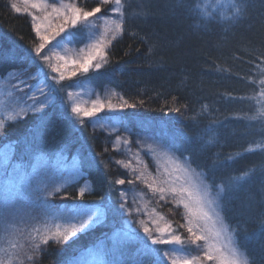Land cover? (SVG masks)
<instances>
[{
    "label": "trees",
    "instance_id": "1",
    "mask_svg": "<svg viewBox=\"0 0 264 264\" xmlns=\"http://www.w3.org/2000/svg\"><path fill=\"white\" fill-rule=\"evenodd\" d=\"M77 2L86 10L99 6L93 0ZM243 3L244 12L234 21L220 20L216 14L215 20L197 24L181 0H126V24L107 50L109 62L81 77L94 89H109L133 105L122 114L126 127L173 152L185 153L187 149L196 165L210 169L208 178L213 183L255 169L240 190L229 194L225 211L230 225L241 224L236 236L253 264H264V230L252 222L264 214V152L245 151L264 142V122L233 118L253 115L258 107L254 100L239 98L253 95L256 85L249 81L261 78L255 66L264 61V0ZM35 41L30 19L15 13L7 0H0V76L20 68L32 71L25 51ZM62 104L66 105L57 98L38 116L28 114L7 123L1 142L12 147V164L16 166L42 155L78 161L91 191L81 197L79 185H73L55 195L54 203L57 207L67 202L74 206L78 201L106 207L110 201L109 221L89 227L67 243L50 242L51 246L40 250L38 264H86L90 253L102 263L116 264L121 258V264H155V257L139 251L142 246L136 237L146 240L144 237L131 233L111 236L109 230L118 228L112 221L120 214L112 210H119L115 193L124 187L115 181L125 173L109 160L115 162L118 156L108 137L91 129L87 121L71 120ZM205 105L206 112L202 111ZM176 108L180 111H173ZM210 130L220 143L199 152V137L207 139ZM230 154L239 157L226 160ZM217 155L224 166L211 170ZM69 195L75 199H68ZM160 211L178 228V211L163 207ZM164 264L169 263L164 259Z\"/></svg>",
    "mask_w": 264,
    "mask_h": 264
},
{
    "label": "snow or ice",
    "instance_id": "2",
    "mask_svg": "<svg viewBox=\"0 0 264 264\" xmlns=\"http://www.w3.org/2000/svg\"><path fill=\"white\" fill-rule=\"evenodd\" d=\"M24 3L30 5L32 9L44 13L40 17L28 12V8L24 9L25 13L32 16V29L39 40V43L34 44L30 50L25 51V57L30 60L31 65L35 66L36 71L28 73L27 68H20L0 76V79L24 76L20 83L29 87L31 94L24 93L20 89L21 94L17 97L16 102L18 105H22L20 111L27 114L28 111L38 112L45 109L55 99L56 94L62 93L65 88L79 86L80 81H74L67 85L62 84L61 82L65 81L66 77L71 79L76 77L78 73H89L93 66L99 70L109 62L106 49L122 35L126 24V0H99L101 6L93 7L91 10H86L78 2L64 3L62 0L59 4L57 0H51L50 3L45 2V0H36V2L24 0ZM181 3L186 5L190 15L196 17L197 24L200 20L209 23L216 19V14L209 10L207 0H181ZM218 3H220V0H214L213 7ZM109 4L111 8L109 14L105 16L102 14V6ZM227 6L230 15L225 16L223 8H221L219 9V19H231L234 21L243 14L245 8L243 0H229ZM10 7L17 13L21 12V9L15 3H12ZM48 9L51 10L48 11ZM53 17L61 22L53 24ZM90 18H94V20ZM100 21H102L100 26L103 31L93 41V37L96 36L97 22ZM77 25H82V27L77 28ZM69 28L72 30H68ZM84 29H87V32L84 33L87 39L93 42L86 44V54L77 56L76 59H71L68 56L69 49L66 45L76 42ZM61 33H64V35L62 36ZM109 36L111 37L110 39ZM51 41H55V43L52 44ZM62 45H65L62 48L64 55L55 51L57 48H61ZM84 52L85 49L81 48L80 53ZM48 53H52V55ZM53 57L57 63L52 62ZM41 61L51 69V72L44 70L43 65L40 63ZM69 64L73 65L71 70L68 69ZM262 65H264V61L255 66L261 78L258 81L256 79H250L249 81L251 84L256 85L254 94L239 98L242 100H254L258 105L255 114H237L233 117L234 119L260 120L264 122V66ZM25 73H27L26 76L24 75ZM54 73L58 74V77L52 75ZM29 80L36 81L34 89L31 85H28L27 82ZM50 81H55V83ZM13 91H16V89ZM67 95L71 99L73 93L68 92ZM38 97H43V99H38ZM29 100L32 101L31 104L28 103ZM37 105H39L38 108ZM105 107L110 111H116L117 109L132 108L133 105L128 104L127 101L119 105H115L111 101L105 104L97 98L91 101V107L73 103L71 112L81 118L80 123H84L83 118L96 117V114ZM173 111L179 112L180 109L176 108ZM202 111H207V105L203 106ZM9 119H12V117H9ZM99 119L97 117L96 123L99 122ZM109 119L119 122L118 117H109ZM192 119H197L196 114H193ZM100 126L101 128L107 127V125ZM4 128L5 123L3 119H0V134H3L2 130ZM210 131L211 134L208 135L207 139L199 137L202 141L198 148L199 152H205L220 143L214 130ZM119 143L120 137L117 136L116 141H113L114 148H117ZM137 143L144 144V141L138 140ZM123 144L127 146V151H130L128 141L124 140ZM154 144L155 147L152 144L146 145L147 152L145 154L155 155L157 150H159L161 155L174 161L175 170L183 172L187 180L177 187L175 181L171 179V173H167V170L166 178L159 183L155 179L149 183L145 179L144 173L134 175V180H142L147 184L153 197L157 199V204L160 201H166L170 196L175 205L183 206L185 209V214L183 215L184 223L180 224L179 227L185 228L188 237L182 236L178 228H174L170 221L161 226L153 219L152 223L155 225L156 233L154 236L152 229L145 224L144 220H141L140 224L143 226L147 239L136 237L142 246L139 251L155 257V264H164L165 258L171 264H206V262H212V264H253L252 258L247 250L239 244L236 236L241 230V224L238 223L233 226L227 222L225 207L229 194L240 190L253 175L255 169L250 168L241 171L239 174H230L213 183L208 178L210 169H204L196 165L192 154L187 152V149L185 150L186 154L177 153L158 141H154ZM256 150L264 152V142L256 143L254 148L250 146L245 149L246 152ZM132 155L137 161L141 159L139 153ZM238 157L239 154H230L226 157V160L234 161ZM3 163L5 176L10 177L18 171L15 165L12 166L11 172L8 171L9 157L5 156ZM115 163L119 165L121 161H116ZM223 166L224 162L217 155L212 162L211 170ZM124 167L127 169L129 165L124 164ZM78 176H80V172L79 169H76L70 177L65 178V184L70 183ZM176 179H179V177H176ZM134 180H127V183L130 185L134 184ZM125 182V179H117L115 184L124 185ZM108 183L109 185L112 184L111 181ZM61 187L63 185H49L48 183H40L36 187H33L30 183L13 185L11 180H5L2 189L3 194L0 196V243H8L13 248L17 247L13 241L24 234V228L20 227V224L25 223V216L34 222L29 228L27 237L30 241L29 246L34 252H39L41 244L47 245L50 241L69 242L70 239L77 236L78 232L86 229L91 223H96L104 215L103 207L85 208L82 203L77 204L75 208L69 209L67 212L57 211L49 197L59 195ZM64 190L68 191L67 188ZM85 190V188L79 189L81 197L84 196ZM127 195V190H124L119 199L125 201ZM68 199L74 200L75 196L69 195ZM136 200L137 195L134 194L133 201L135 202ZM25 207L38 209L39 215L31 216L30 212L23 211ZM128 209V204L122 202L119 210L115 208L112 210L123 213ZM135 210L140 211L139 208ZM172 210L175 211V207ZM160 220H164V217L161 216ZM58 221H62V223H58ZM247 222L246 220L245 226ZM252 222L258 223L259 227L264 230V214H261L259 218ZM147 240L151 241V246L147 243ZM155 245H167L168 247L163 249L152 247ZM0 251L8 255L7 249L0 248ZM161 252L163 255H161ZM28 259L31 260L32 256L29 255ZM12 260L13 257L8 255L6 260H0V264H12ZM19 264H23V261H19ZM135 264H143V262L137 261Z\"/></svg>",
    "mask_w": 264,
    "mask_h": 264
},
{
    "label": "rangeland",
    "instance_id": "3",
    "mask_svg": "<svg viewBox=\"0 0 264 264\" xmlns=\"http://www.w3.org/2000/svg\"><path fill=\"white\" fill-rule=\"evenodd\" d=\"M8 3L11 5L12 3H15L17 7L21 9L20 13L15 12L12 8V10L21 15L27 16L30 21L31 25L33 23L32 16L25 13L24 9L28 8V12L32 13L36 16H43V12L37 11L36 9H32L30 5H26L24 3V0H7ZM99 4V0H93ZM33 2H36V0H33ZM45 2H51V0H45ZM58 4L61 2V0H57ZM64 3L68 2H77V0H62ZM214 0H207V4L209 7V10L213 13L217 14L219 18V9L223 8V14L225 16H229L230 12L228 9V3L229 0H220V3L215 4L213 7ZM81 4V3H80ZM111 5H103L102 6V14L107 16L109 14ZM51 9H48L50 11ZM117 18V17H113ZM94 20V18H90ZM221 20V19H220ZM39 22V21H37ZM61 21L55 19L53 17L52 23H60ZM102 24V21L97 22V28H96V36L93 37V41L98 38L100 32L103 31L102 27L100 26ZM82 25H77V28H81ZM68 30H72L69 28ZM34 32V30H33ZM87 32V29H84V31L81 33V35L78 37V40L74 42L73 44H67L66 47L69 49L68 56L71 59H76L77 56H82L83 54H86L87 48L85 47L86 44L91 43L93 41H90L87 39V36L84 34ZM63 36L64 33H61ZM35 36V32H34ZM111 37L109 36V39ZM59 39V37H57ZM35 44L39 43L38 38L35 36ZM114 42V41H113ZM112 42V43H113ZM52 44L55 43V41H51ZM65 45H62L61 48H57L55 51L60 52L61 55H64L62 48ZM84 48L85 52L80 53V49ZM109 48L106 49V51ZM49 55H52V53H48ZM53 63H57L55 58L53 57ZM44 70L47 72H51V69L48 68L46 64H44L42 61L40 62ZM62 63V62H61ZM33 68L32 71H27L28 73L35 72L36 68L35 66H31ZM73 68V65L69 64L68 69L71 70ZM90 70H97L94 68V66ZM25 76L27 73L24 74ZM58 77V74H52ZM83 75V76H82ZM85 74L78 73L76 77H72L71 79H68L66 77L65 81H62V84H70L74 81H80L79 86L76 87H68L65 88V90L62 93L56 94L55 99L60 98L61 101H64L66 105H63L65 107V112L69 116V118L73 121H80V117H77L76 114L71 112V107L73 103H80L87 107H91V101L99 98L102 102L107 104L108 101H111V103L115 105H119L124 102L117 94L111 92L109 89H104L102 91L96 90L93 87L89 86L88 83L82 79ZM82 76V77H81ZM24 78V76L16 77V78H7V79H0V119H3L5 125L9 122L15 121L17 119H20L28 114H34V115H40V113L44 110L33 112L28 111L27 114L20 111V108L22 105H18L16 100L17 97L21 94L20 89L23 90L24 93L31 94V90L29 87H27L24 84H21L20 81ZM51 83H55V81H50ZM28 85H31L34 89L36 85V81L29 80ZM16 89V91H13ZM72 92L73 96L71 99H69L67 93ZM65 95V96H64ZM38 99H43V97H38ZM54 99V100H55ZM51 103H53V101ZM29 104L32 103L31 100L28 101ZM50 103V104H51ZM49 104V105H50ZM48 106V105H47ZM46 106V107H47ZM39 105H37V108ZM128 108H125L123 110L117 109L116 111H110L105 107L101 112L96 114V117L91 118H83L84 121H87L89 123V126L91 129H95V131L102 132L105 134V137H108L111 143V147L114 149V153L118 156L116 158V161H121L120 167L122 168L123 172L126 174L123 175V179H126L124 187H119L118 191H116V202L119 204L124 202L127 203L129 206L128 210H125L123 213H120L118 215L117 219H113L112 223L113 226H116L118 228L109 230L111 232V236H115V234L119 233L120 235H123L125 233H131V234H138L142 237L146 238V234L143 231V226H141L140 221L144 220L145 224L152 229L153 235L155 236V225L152 223V220L155 219L161 226L164 225L166 222H171V220L168 219V215H166L164 212L160 211V207L167 208V209H173L175 207V212L178 211L177 218L180 220L178 221L177 225L179 230V233L184 236L185 238L188 237V234L185 230V228L179 227L180 224L184 223L183 215L185 214V209L182 205H175V202L171 200V197L169 196L166 201H160L159 204H157V199L153 197L152 192L148 189L147 184H145L142 180H134V175H139L140 173H144L145 179L148 180L149 183L152 182L153 179L157 180L159 183L160 181H163L166 178V170L167 173H171V179L175 181V185L178 187L180 184L185 183L187 180V177H185L184 173L175 170V164L174 161L169 160L165 156L160 154V151L157 150V153L155 155L152 154H145L147 152L146 145L152 144L155 147L154 141L150 136L138 134L137 132L131 131L128 127L124 125V123L121 121L122 114L125 110ZM19 113V114H18ZM9 117H12V119H9ZM99 117V122L96 123V119ZM109 117H118L119 122L109 119ZM91 121V122H89ZM100 125H107V127L101 128ZM2 135L0 134V196H2V189L5 180H11V183L13 185L17 184H27L30 183L33 187H36L40 183H48L49 185L53 184H59L63 185V187L60 188V191L63 192L65 188L72 187L73 185H79L78 188H85V192L91 191V187L88 184V180H84V178H87L86 173H83L80 171V168L77 166V162L74 159H66L64 156L54 155V156H37L34 159L31 158L30 161L27 162L26 165L17 164L18 171L12 175V176H5L3 169H4V157L7 156L10 158V163L8 165V171L11 172L12 170V153L13 149L12 147L7 144V142H1ZM117 136L120 137V143L118 144L117 148H114L113 141H116ZM127 140L128 144L130 145V151H127V146L123 144V141ZM138 140H143L144 144L137 143ZM159 142V141H158ZM160 143V142H159ZM162 144V143H161ZM164 145V144H163ZM134 153H139L141 156V159L137 161V159L133 158ZM111 163L116 164L112 158H109ZM124 164H128L129 167L126 169L124 167ZM76 169H79L80 176H78L76 179L72 180L70 183L65 184V178L70 177ZM83 176V177H82ZM176 177H179V179H176ZM127 180H134V184H128ZM79 189L77 191L79 192ZM127 190L128 195L125 201H121L119 198L121 196L122 191ZM137 195V200L133 201V195ZM158 195V194H157ZM55 195L52 197H49V199L54 203ZM62 202V201H60ZM111 202H107V206L104 208V215L101 216L96 223H91L89 226L86 227L88 229L91 226L102 224L106 220L109 221L108 218V211L109 206ZM66 205L57 207L54 203V206L57 211L60 212H67L69 209L75 208L77 204H80V202H75L72 206L69 204V202L64 203ZM85 204V203H82ZM83 205L85 208H95V207H101L97 205ZM139 208L140 211H136L135 209ZM24 212H30L31 216H38L39 211L35 208H27L25 207ZM173 211V210H172ZM174 212V213H175ZM164 217V220H160V217ZM95 219V218H94ZM34 222L31 221V219L27 216H25V223L20 224V227L24 228V234L18 236L13 243L17 245L16 248L11 247L8 243H0V248L7 249V254L11 255L13 257L12 264H19V261H23V264H38L37 256L39 252H34L33 249L29 246L30 241L27 239L29 235V228L32 226ZM58 223H62V221H58ZM109 224V223H108ZM175 224V223H174ZM112 228V226H111ZM177 228V227H174ZM84 229V230H86ZM82 230L81 232H83ZM108 231V232H109ZM107 232V233H108ZM109 232V233H110ZM78 232L77 234H79ZM148 244L151 246V241L147 240ZM39 242V241H37ZM55 242V241H50ZM49 242V243H50ZM40 245V250L42 248L48 247L50 244ZM51 246V245H50ZM115 246V252L116 255L118 253L117 250V242L113 244ZM152 247H160L165 248L168 247L167 245H155ZM8 255L5 254V252L0 251V260H6L8 258ZM32 256V259L29 260L28 256ZM89 260L86 261V264H108V263H102L99 256H96V254H89ZM161 255L163 253L161 252ZM94 256V257H92ZM98 257V258H97ZM165 260L171 264L167 258ZM114 264V263H113ZM116 264H121V258H118L116 261ZM206 264H212V262H206Z\"/></svg>",
    "mask_w": 264,
    "mask_h": 264
}]
</instances>
